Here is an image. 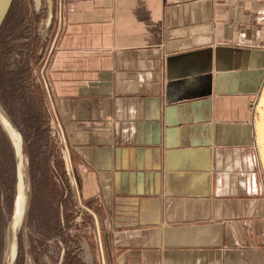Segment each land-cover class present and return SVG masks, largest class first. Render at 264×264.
Returning a JSON list of instances; mask_svg holds the SVG:
<instances>
[{
  "label": "crops",
  "instance_id": "crops-1",
  "mask_svg": "<svg viewBox=\"0 0 264 264\" xmlns=\"http://www.w3.org/2000/svg\"><path fill=\"white\" fill-rule=\"evenodd\" d=\"M56 2L43 78L98 264H264V0Z\"/></svg>",
  "mask_w": 264,
  "mask_h": 264
},
{
  "label": "rangeland",
  "instance_id": "rangeland-1",
  "mask_svg": "<svg viewBox=\"0 0 264 264\" xmlns=\"http://www.w3.org/2000/svg\"><path fill=\"white\" fill-rule=\"evenodd\" d=\"M56 1L14 0L0 30V101L24 140L27 205L15 264H68V248L84 260L79 264H98V230L88 214L82 211L79 218L80 212L73 213L71 198L77 188L73 183L74 190L70 186L61 145L52 135L54 114L43 74L54 36ZM253 112L264 169V86ZM44 126L48 128L46 134ZM54 166L59 170L57 174ZM56 189L63 194V202L55 200ZM16 202L15 150L0 118V264L7 263ZM53 203L61 214L60 229L56 228ZM88 244L93 259L86 257Z\"/></svg>",
  "mask_w": 264,
  "mask_h": 264
},
{
  "label": "water",
  "instance_id": "water-1",
  "mask_svg": "<svg viewBox=\"0 0 264 264\" xmlns=\"http://www.w3.org/2000/svg\"><path fill=\"white\" fill-rule=\"evenodd\" d=\"M13 1L14 0H0V30H1V27L5 21L8 13H9L10 9H11ZM0 110L6 115V117L9 119V121L16 127V129L19 132V138H20V141L16 144L13 143V145H14L15 157H16L17 193H18L19 184L21 182L22 188H23L24 198H23L22 213L20 216L18 232L16 235V246H15L14 252H12L13 241L11 240V244H10L8 256H7V263H6V264H15L17 257H18L20 233H21V229H22V226L24 223V218H25V214H26V205H27V199L25 196V193L27 192L25 189H27V188L25 187L26 182H25V176L23 174V167H22V156L24 153V140H23L22 133L20 132L19 128L17 127V125L14 123V121L10 117L9 113L6 111V109L2 105L1 101H0Z\"/></svg>",
  "mask_w": 264,
  "mask_h": 264
},
{
  "label": "bare ground",
  "instance_id": "bare-ground-1",
  "mask_svg": "<svg viewBox=\"0 0 264 264\" xmlns=\"http://www.w3.org/2000/svg\"><path fill=\"white\" fill-rule=\"evenodd\" d=\"M0 118L3 122V124L5 125L6 130L9 134L10 138L12 139V142L14 144L18 143L20 141L18 130L9 121V119L6 117V115L1 110H0ZM22 167H23V174H24V153L22 156ZM24 176H25V174H24ZM25 187H26V184H25ZM25 190L27 191V189H25ZM25 196L27 199V192L25 193ZM23 198H24L23 188H22V183L20 182L19 188H18V193H17L16 211H15V215H14V219H13V223H12V241H13L12 252H14V249L16 246V235L18 232L20 216L22 213Z\"/></svg>",
  "mask_w": 264,
  "mask_h": 264
},
{
  "label": "trees",
  "instance_id": "trees-1",
  "mask_svg": "<svg viewBox=\"0 0 264 264\" xmlns=\"http://www.w3.org/2000/svg\"><path fill=\"white\" fill-rule=\"evenodd\" d=\"M44 134L48 133V128H46V126H44V130H43ZM45 194H47L48 192H44ZM54 198L55 200H61L63 202V194L58 190L56 189L55 193H54ZM40 194L38 193V196ZM43 195V194H42ZM36 196H37V193H36ZM54 201V200H53ZM38 205V203H36ZM54 207H55V212H54V219H55V223H56V228L57 229H60L61 228V225H63L61 222V214H60V211H59V208H58V205L53 203ZM70 264H79L80 261L79 259H76V258H72L71 257V260H70Z\"/></svg>",
  "mask_w": 264,
  "mask_h": 264
},
{
  "label": "built area",
  "instance_id": "built-area-1",
  "mask_svg": "<svg viewBox=\"0 0 264 264\" xmlns=\"http://www.w3.org/2000/svg\"><path fill=\"white\" fill-rule=\"evenodd\" d=\"M51 127H52V135L57 139V141H59L60 143L61 142L63 143L64 140L61 139L62 134H63L61 125L56 121H54V122L52 121ZM76 212L77 213L80 212L79 218H81L83 213H82V210H81V207L79 204H77V211Z\"/></svg>",
  "mask_w": 264,
  "mask_h": 264
}]
</instances>
